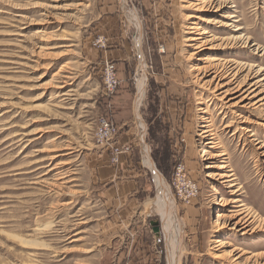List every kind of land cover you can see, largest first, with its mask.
<instances>
[{
	"label": "rangeland",
	"instance_id": "obj_1",
	"mask_svg": "<svg viewBox=\"0 0 264 264\" xmlns=\"http://www.w3.org/2000/svg\"><path fill=\"white\" fill-rule=\"evenodd\" d=\"M204 1L213 7L198 9L194 0H0V264H100L105 157L139 167L153 199L149 216L162 229L146 161L165 178L178 210L180 264H264V149L256 145L264 143V106H254L264 100V0ZM195 24L209 33L201 51L191 39ZM208 57L220 61L207 65ZM109 67L119 83L112 93ZM223 68L238 75L218 91L211 81ZM241 83L243 91L257 83L250 89L259 95L230 109L227 92ZM102 120L114 129L106 140ZM207 124L215 145L202 137ZM223 161L235 188L217 177ZM180 166L200 189L190 202L175 188ZM235 198L256 219L249 229L233 230L243 215L219 227L236 210Z\"/></svg>",
	"mask_w": 264,
	"mask_h": 264
},
{
	"label": "crops",
	"instance_id": "obj_2",
	"mask_svg": "<svg viewBox=\"0 0 264 264\" xmlns=\"http://www.w3.org/2000/svg\"><path fill=\"white\" fill-rule=\"evenodd\" d=\"M99 169L100 264H168L161 220L149 216L151 191L128 159Z\"/></svg>",
	"mask_w": 264,
	"mask_h": 264
},
{
	"label": "bare ground",
	"instance_id": "obj_3",
	"mask_svg": "<svg viewBox=\"0 0 264 264\" xmlns=\"http://www.w3.org/2000/svg\"><path fill=\"white\" fill-rule=\"evenodd\" d=\"M194 1L195 2L192 5H194L195 7H199L198 9H201V10L206 9L208 7V5H211L212 6L211 3H209V4L204 3L205 2L204 0H194ZM127 16H128V18L130 20L134 21V23L137 24V27L139 28V32H141V27H140L141 25L138 22L137 17L134 16V15H132V14H129ZM227 18L228 19H233V18H235V16L234 15H229ZM215 23H217V22H215ZM189 30H190V33L191 34L196 33V36H198V37L191 38L192 41H195L196 42V46H197V47L195 46L196 47V50H200L201 51L202 49H205V47L207 46L206 45L207 44L206 43L207 41L206 40L205 41H201V40L203 38L206 39L207 37L205 38V36L208 35L209 33L206 30H204V28L200 27V25H197V24H195V26L190 27ZM241 30H243V28L242 27H239L236 31H241ZM202 36H204V37H202ZM242 37L240 36L238 38H234V40H236V41L237 40H240ZM245 42H248V41H245ZM138 43H139V45H141V35L138 38ZM214 61H220V60H218V59H216L214 57H212V58L211 57H208V58H205L204 63L208 65V64L215 63ZM218 64H220V62ZM243 66H246V63ZM221 67H224V66H221ZM209 68H210V66H209ZM201 70H203V69H201ZM222 72L223 73H214L215 76L213 77V79H212L211 82H212V87H214V85L216 83L215 89H217L219 87H223V85L221 86V83H222L223 80H226V79L230 78L231 76H233V79L232 80H234V79H236V76L238 75L237 73H235L233 75L232 69L230 70V68H223ZM205 76L207 77V74ZM144 85H145V79L144 78L143 79L141 78L140 85H139V90H140L139 98L140 99H141V96L143 95V92H144ZM210 86H211V83H210ZM243 87H245V86L241 83V84H238L237 85V87H236L237 90L234 91L233 93L227 92L228 94H227V97L225 98V100L226 99H229L227 101L226 105L229 104V108L230 109H234L235 110L237 107L239 108V105L240 104H243L246 100L252 99V98H255V97H258L259 94H255V92L257 90L256 89L251 90L252 87H255V88L257 87V83L250 85V88L251 89L249 88V89H247L245 91H243ZM217 90L219 91V89H217ZM227 91H229V90H227ZM237 94H240V95L238 97L237 96H235V97H229L231 95L234 96V95H237ZM221 95L222 94H219L218 95V98L223 99V97H221ZM243 95H245V96L240 101H238V102H236L234 104H230L235 99H238L239 97H242ZM263 101H264L263 99H260L259 101H257L254 104L255 107L259 106L256 109H261V107L264 106ZM203 113H204V111H203ZM208 123H210V121ZM203 127L204 128H207V130L203 131L202 137L203 138H210V142H208L207 144L215 145L216 143L213 142V141H215L216 136H215V134L212 133L211 125L210 124H207L206 126L203 125ZM246 133L249 136L248 138L251 139V143L257 141L256 140L257 136L255 134V130L254 129H251V127L250 128H246ZM141 139H143V138H141ZM142 142H143V146H144L145 145L144 144V141H142ZM256 145H262V146H259L257 150L264 149V143H262L261 141L256 142ZM51 151H53V150H51ZM226 155L227 154L225 153V150H223V152L217 154L216 157H219V159L223 160V158ZM146 164L148 165V167L150 168V170L153 172L154 178H155V183H156V186H157L158 195H157V198L153 201V203L156 206L157 213L160 216H163V230H164V232L166 234V238H167V241H168V246H167V248H168L167 249V251H168V262H169V264H180V255H181L180 254V251H181V248H180V237H179L178 228H175L177 226V221L179 219L178 218L179 216L177 217L178 210H177V206L175 205V200L173 199V197L171 195V192H170V190H169V188L167 186V183H166L165 178L156 170V168L149 161H146ZM222 164L223 165L221 166V169H223V172L217 174L218 179L221 180L222 183H224V184L225 183L230 184V188L237 187L238 186V183H237L238 180L236 179V176H235L234 172L233 171H230V170L227 172V170L229 169V166H228L227 162L223 161ZM229 172H231V173L229 174ZM199 191H200V189H199ZM240 191L241 190L238 189V190L231 191V193L232 194H237ZM231 203L235 205L234 208L236 210H234L233 212H231L232 214L230 216V219L227 220V221H225L222 224H219V227L220 228H223V229L230 228L231 225H232L231 224V221L233 219H237L238 217H240V216L243 215V217L240 218L241 220H239L238 222H236L233 225L234 226L233 227V230H236L239 227H240V229H239L240 231H243V230H246V229L251 228L254 225V222H255L256 219L254 218V220L252 221L253 217L250 216V214L248 213V208H247L245 202L242 199H240V198H235L233 201H231ZM178 227H179V224H178ZM215 241H216L215 244H220L217 247H221V246L223 247V245L221 244V241L220 240H215ZM231 254L232 253H230V256H231ZM215 256L217 258H222L221 256H217V255H215ZM239 259H240V257L239 258H236V260H238V261H239Z\"/></svg>",
	"mask_w": 264,
	"mask_h": 264
},
{
	"label": "built area",
	"instance_id": "obj_4",
	"mask_svg": "<svg viewBox=\"0 0 264 264\" xmlns=\"http://www.w3.org/2000/svg\"><path fill=\"white\" fill-rule=\"evenodd\" d=\"M106 87L109 92H113L118 87V80L113 67H109L105 72ZM113 126L108 120H102L100 123L99 136L101 140H106L112 136ZM186 170L180 166L175 175V188L180 200L190 202L199 195V188L196 183L189 179L186 175Z\"/></svg>",
	"mask_w": 264,
	"mask_h": 264
}]
</instances>
